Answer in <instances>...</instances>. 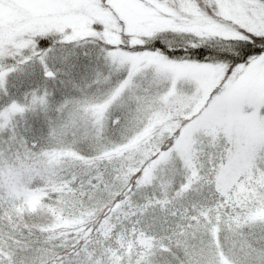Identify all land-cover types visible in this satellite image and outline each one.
Masks as SVG:
<instances>
[{
  "label": "snow or ice",
  "instance_id": "obj_1",
  "mask_svg": "<svg viewBox=\"0 0 264 264\" xmlns=\"http://www.w3.org/2000/svg\"><path fill=\"white\" fill-rule=\"evenodd\" d=\"M0 264H264V0H0Z\"/></svg>",
  "mask_w": 264,
  "mask_h": 264
}]
</instances>
